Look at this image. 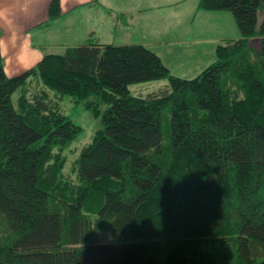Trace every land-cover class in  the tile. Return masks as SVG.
Returning a JSON list of instances; mask_svg holds the SVG:
<instances>
[{
    "label": "trees",
    "instance_id": "obj_1",
    "mask_svg": "<svg viewBox=\"0 0 264 264\" xmlns=\"http://www.w3.org/2000/svg\"><path fill=\"white\" fill-rule=\"evenodd\" d=\"M196 1L239 37L192 79L92 28L12 77L0 53V264H264V0ZM69 103L102 124L80 149Z\"/></svg>",
    "mask_w": 264,
    "mask_h": 264
},
{
    "label": "crops",
    "instance_id": "obj_2",
    "mask_svg": "<svg viewBox=\"0 0 264 264\" xmlns=\"http://www.w3.org/2000/svg\"><path fill=\"white\" fill-rule=\"evenodd\" d=\"M51 1L0 0V53L7 76L12 77L31 68L42 58L46 48L50 52L60 51L62 48L54 46L48 36L55 29L54 24L68 16L71 17L66 24L68 31L65 34L71 36L70 41L73 43L87 34H82V28L90 31V26L95 38L104 33L103 40L96 38L101 44H112V39L118 33L124 37L123 42L118 45L141 43L154 52L169 69L168 63L176 60L175 55L181 54L190 45L204 44L201 33L193 32L195 29L212 28L214 16L218 14L196 10V0H98V3L112 9L110 14L99 4L95 10L93 0H59L62 15L59 19L49 21L47 13ZM117 12L128 15L127 20L123 22L115 18ZM226 13L219 12L224 15ZM178 14L180 20L173 23L171 17ZM95 18L97 20L93 21ZM148 36L151 41L141 42ZM208 37L212 40L213 34H206L203 40ZM238 37L237 33L236 37H227L223 42ZM214 41L213 39V43ZM257 45L258 41L255 46ZM160 86L164 87L162 84Z\"/></svg>",
    "mask_w": 264,
    "mask_h": 264
},
{
    "label": "rangeland",
    "instance_id": "obj_3",
    "mask_svg": "<svg viewBox=\"0 0 264 264\" xmlns=\"http://www.w3.org/2000/svg\"><path fill=\"white\" fill-rule=\"evenodd\" d=\"M215 17V23L212 28L205 27L203 29H195L193 34L196 33H201V38L202 41L204 42L203 45L196 46V45H190L187 47L184 52L181 54L178 53L177 55L174 56L176 59L175 61H171L168 64L169 66V73L172 76L182 78V79H189V78H194L197 76L202 70H204L209 64L214 62L215 60V47L217 44L222 43L223 39L231 36H237L238 30L235 26V23L233 21L232 16L229 13H226L225 16L224 14H219L217 12ZM180 14H178L176 17H171L173 23H177L180 18H178ZM71 16L66 17L64 20L55 23V29L52 31V33L48 36V39L51 40L52 44L54 46H58L62 49L67 46L66 44H76L74 41L71 40V36L65 32H67V26L66 24L70 20ZM92 28V26H90ZM213 34V38L211 40L210 37H208L206 40H203V37L206 34ZM239 34V33H238ZM104 33L100 36H97V39H104ZM124 39L123 36H119L118 33L115 34L114 38L112 39V44L118 45L123 42L122 40ZM213 39L215 40L213 43ZM79 40V39H76ZM151 41V37L148 36L147 39H143L141 42H147ZM258 40H251V45L256 47V43ZM64 42H66L64 44ZM64 44V45H63ZM141 44V43H139ZM61 49V50H62ZM60 51H55V52H61ZM50 52L51 50L46 48L43 50V53L45 52ZM162 86H167L168 83L166 80H161L159 82H149V83H141V84H134L130 85L128 87V90L132 95L134 94H141L146 96V94H152L154 92H158L159 90L165 89V87ZM103 109V108H102ZM64 113L66 116L70 118V120L73 121V123L77 124L82 128V134L79 135V137L73 142L71 147H77L80 149L82 145H85L90 142L91 136L93 132H95L97 129L102 128V124L99 119H95L91 113L87 110H85L81 105L80 106H74L72 108L71 103L67 104L64 109ZM167 114V113H166ZM167 114V118H168ZM165 121V122H164ZM166 125V118L164 117L163 120V129H165ZM79 155V151L77 153ZM113 237V236H112ZM98 240L97 242H109L110 237L109 233L107 231H101L98 234ZM116 238V237H114Z\"/></svg>",
    "mask_w": 264,
    "mask_h": 264
}]
</instances>
